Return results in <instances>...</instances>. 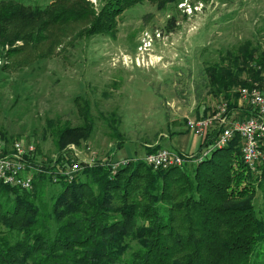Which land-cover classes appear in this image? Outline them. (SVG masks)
<instances>
[{
	"label": "trees",
	"instance_id": "obj_1",
	"mask_svg": "<svg viewBox=\"0 0 264 264\" xmlns=\"http://www.w3.org/2000/svg\"><path fill=\"white\" fill-rule=\"evenodd\" d=\"M145 1L164 7L179 0H107L98 13L88 0L45 6L0 0V45L38 46L81 22L87 37L114 34L117 18ZM234 59L232 68L218 65L211 73L214 87L227 96L234 85L264 81V54L246 47ZM244 74L250 79L244 81ZM75 102L85 125L60 129V149L63 141L78 142L93 130L89 104ZM216 138L208 135L196 157ZM56 166L44 165L32 190L0 182V264H264V218L255 207L254 178L257 170L264 176V161L252 169L239 138L200 162L169 169L138 159L114 172L110 163L97 162L70 181ZM49 180L63 188L52 206L45 199Z\"/></svg>",
	"mask_w": 264,
	"mask_h": 264
},
{
	"label": "rangeland",
	"instance_id": "obj_2",
	"mask_svg": "<svg viewBox=\"0 0 264 264\" xmlns=\"http://www.w3.org/2000/svg\"><path fill=\"white\" fill-rule=\"evenodd\" d=\"M17 1L30 6L51 2ZM88 1L97 13L107 2ZM85 27L74 23L38 46L0 45V131L10 146L34 143L35 160L57 165L59 171L80 160H144L151 147L169 148L173 137L189 132L195 137L193 152L169 149L194 156L192 163H197L199 136L191 122L215 114L222 103L228 104L229 118L247 105L237 93L242 85L226 89L229 96L214 87L212 69L232 68L235 55L246 47L264 54V0H179L164 7L145 1L117 18L114 34L87 37L81 33ZM77 98L89 104L93 130L78 142L63 141L60 149V129L85 125ZM213 128L199 137L200 144L221 133ZM254 178L255 207L264 218V176L257 170ZM46 188L52 206L62 184L49 180Z\"/></svg>",
	"mask_w": 264,
	"mask_h": 264
},
{
	"label": "built area",
	"instance_id": "obj_3",
	"mask_svg": "<svg viewBox=\"0 0 264 264\" xmlns=\"http://www.w3.org/2000/svg\"><path fill=\"white\" fill-rule=\"evenodd\" d=\"M250 66L256 70H262L261 65L255 62L250 61ZM262 75L264 76V73ZM250 82V86H241L237 93L241 100L240 103H244V100L247 101L244 108L248 109L249 112L251 111V115L248 114V117L244 118L239 113V111H243L242 106L237 109L239 116L229 118L228 104L222 103L215 114L191 122L192 128L196 130L200 138L205 137L208 130L213 127L222 129L217 136L214 147L209 150L203 149L200 158L195 160L196 162L210 156L214 149L228 146L237 138L241 141L243 159L252 169L264 161V81L259 82L250 79ZM35 152L34 143L26 145L17 141L10 146L0 131V182L23 190H32L37 174L46 172L44 165L33 160V158L35 159ZM193 157L168 148H161L156 152L148 153L144 161L155 170H159L181 167L185 162L191 161ZM131 161L133 160L125 161L122 164L110 163V165L113 171L117 172ZM95 163H97L95 160L85 163L81 160L76 161L69 168H64L59 173L63 178L72 181L81 174L85 167H92Z\"/></svg>",
	"mask_w": 264,
	"mask_h": 264
},
{
	"label": "crops",
	"instance_id": "obj_4",
	"mask_svg": "<svg viewBox=\"0 0 264 264\" xmlns=\"http://www.w3.org/2000/svg\"><path fill=\"white\" fill-rule=\"evenodd\" d=\"M243 107H245V106H243ZM247 112H248V109H245V108H244L243 111H239V113L242 116H248L249 113H247ZM238 114H237V116H238ZM193 138H195V137L192 135L191 132L187 133L186 135H181V136H178V137H173L171 139V141H169L167 143V147H169L171 149L173 148L174 150H177V151H180V152H186V153L193 152V151L190 150V146H191V143L193 141L192 140ZM197 139H198V145L200 146L201 139L199 137H197ZM198 149H199V147H198Z\"/></svg>",
	"mask_w": 264,
	"mask_h": 264
}]
</instances>
